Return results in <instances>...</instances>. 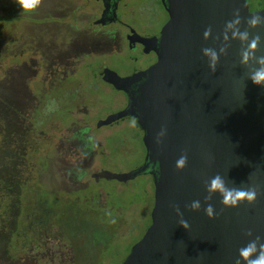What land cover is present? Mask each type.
I'll return each instance as SVG.
<instances>
[{
  "label": "water",
  "instance_id": "water-1",
  "mask_svg": "<svg viewBox=\"0 0 264 264\" xmlns=\"http://www.w3.org/2000/svg\"><path fill=\"white\" fill-rule=\"evenodd\" d=\"M164 2L170 22L161 35L158 64L130 79L108 78L127 93L140 84L130 96L129 108L103 125L136 118L145 133L146 165L122 175L103 171L96 179L126 184L151 166L156 169L151 172V225L124 264H235L240 247L257 235L264 238V88L254 85L247 78L248 69L240 65L239 41H231L215 73L202 48L218 50L220 42L214 38L237 9L243 19L264 15V9L251 13L247 0ZM209 26L213 38L205 41L203 32ZM250 31L261 35L257 55H264V26ZM162 127L167 133L157 145ZM185 151L187 167L178 171L176 160ZM217 173L230 187L258 186L256 203L224 208L220 196L214 195L209 203L218 215L209 219L204 213L205 182ZM193 200H200L199 211L186 207ZM174 206L189 223L188 230L178 224ZM247 230L252 237L245 235Z\"/></svg>",
  "mask_w": 264,
  "mask_h": 264
},
{
  "label": "flooded vegetation",
  "instance_id": "flooded-vegetation-1",
  "mask_svg": "<svg viewBox=\"0 0 264 264\" xmlns=\"http://www.w3.org/2000/svg\"><path fill=\"white\" fill-rule=\"evenodd\" d=\"M0 4H4L0 13L5 14L0 44L3 132L10 136L14 130L27 137L36 135L38 139L50 133L59 135V148L52 157L43 160L42 166L64 171L50 177L54 186L67 193L70 213L79 211L82 203L88 212H104L105 197L96 189L103 180L96 177L104 171L103 159L111 160L105 148L111 138H100L97 133L139 134L142 141L145 136L134 117L103 125L129 108L130 96L140 86L133 85L127 93L116 89L108 78L115 75L130 79L158 64L161 35L170 22L167 3L164 0H43L38 12L31 15L21 14L15 2ZM259 5L258 10L249 6L251 13L262 11L264 0ZM12 17L25 23L23 35H11ZM120 143L114 147H126L124 137ZM143 154L144 163L135 171L146 165V150ZM155 170L151 166L142 175L147 182L145 191L138 196L139 202L145 197L151 199L152 211L155 187L151 172ZM129 184L125 185L129 187ZM38 211L35 237L27 239L25 233L26 236L17 240L21 244L17 248L18 264H96L90 257V252L96 249L97 264L102 263L105 244L97 243L94 234L84 241L90 248L88 252L84 242L77 244L85 237L82 229L70 227L66 232L54 222L55 217L46 206ZM11 242L7 238L3 243V252L7 254L4 264H10L11 252L16 249Z\"/></svg>",
  "mask_w": 264,
  "mask_h": 264
},
{
  "label": "rangeland",
  "instance_id": "rangeland-1",
  "mask_svg": "<svg viewBox=\"0 0 264 264\" xmlns=\"http://www.w3.org/2000/svg\"><path fill=\"white\" fill-rule=\"evenodd\" d=\"M247 1L252 10L259 9L261 0ZM0 2H15V0H0ZM55 2H70V0H55ZM3 6L0 4L1 8ZM4 18V12L0 13L1 45L3 43ZM24 31L25 23L20 22L16 17H12L11 35L21 36ZM2 72L3 70L0 72V86L3 82ZM59 112H64V110H59ZM37 128L41 129L40 127ZM37 131L40 132V130ZM97 134H100V138H111L108 141L109 145L105 147L110 152L111 160L103 159L102 170L116 175L129 174L144 163L143 153L146 149L141 135L138 134L137 136L131 133L122 135L115 132L112 134L106 131ZM6 137L0 118V146H7V151L11 152L15 161H18L17 172L20 178L18 187L15 190L14 185L12 196L6 200V205L8 204L6 214L0 216V264H4V256L7 255L3 252V243L7 238H11V246L16 248L15 251L12 250L11 252L10 264H18L20 252L17 251V248H21V244L17 240L26 236L25 233L27 239L35 237L34 226L40 217L38 209L42 206H46L48 212L55 217L54 222L61 229L69 232L70 227H72L74 230L82 229L85 232V237H82L77 244H82L85 240L87 242V238L91 237L92 234H94L97 243H104L105 251L103 261L100 264H123L151 225V199L145 197L142 198L141 202L138 200V196L142 194L143 190L145 191L146 177L141 176L134 182H130L129 187L119 182L103 180L96 185V189L103 193L105 200L102 201L107 203V209L104 212L92 213L88 212L87 207H84L85 204L82 203L79 207L81 209L72 214L70 213L68 197H65L67 193L54 186L55 184L52 183L50 177L64 174V171L58 172L56 168L42 166L43 160L52 157L55 150L59 148V135L50 133L47 134L46 138L38 139L36 135L27 137L22 132L16 133L12 130L7 143H2ZM123 137L126 147L123 146L122 148L118 145L114 147V144H119ZM20 156L24 160L19 159ZM0 159L3 165H7V160L3 156ZM60 168L58 169L60 170ZM1 207L0 210H3ZM108 208L112 210L110 211ZM3 212L0 211V215ZM86 242H84L83 247H86L87 251L90 252ZM97 255L98 249L90 252V257L95 260L96 264L99 260Z\"/></svg>",
  "mask_w": 264,
  "mask_h": 264
},
{
  "label": "clouds",
  "instance_id": "clouds-1",
  "mask_svg": "<svg viewBox=\"0 0 264 264\" xmlns=\"http://www.w3.org/2000/svg\"><path fill=\"white\" fill-rule=\"evenodd\" d=\"M15 3L20 7L21 14L31 15L40 9L43 0H15ZM244 24L245 27H241ZM264 26V15L250 14L248 18L243 19L240 15V10L237 9L233 13V18L225 22L222 33L214 39L219 41V47H204L202 54L208 60V67L212 73L217 70L220 57L226 55L228 48L231 46V41H239L240 48V65L247 68V78L251 80L254 85L264 88V55H257L260 51L262 38L259 33L253 34L250 30L257 29ZM205 41L212 37V28L209 26L203 32ZM133 126L135 120H133ZM166 127H162L160 132L157 133L155 143L160 145L163 137L166 135ZM188 154L183 152L176 160L175 168L182 171L187 167ZM206 195L204 197V213L209 219H215L217 213L209 201L212 200L214 195H219L220 203L224 208H237L241 204L247 203L253 205L256 203L259 195L258 186H232L230 187L226 179L217 173L205 182ZM186 207L191 211H199L202 207L200 200H193ZM176 214L180 219L178 224L185 230L190 228L187 220L183 219V213L180 211L179 206H174ZM246 236L252 237L251 230H247ZM264 264V238L257 235L238 249V258L235 264Z\"/></svg>",
  "mask_w": 264,
  "mask_h": 264
},
{
  "label": "trees",
  "instance_id": "trees-1",
  "mask_svg": "<svg viewBox=\"0 0 264 264\" xmlns=\"http://www.w3.org/2000/svg\"><path fill=\"white\" fill-rule=\"evenodd\" d=\"M5 139L6 140H3L2 143L5 142L6 144L7 140L9 139L8 135ZM7 149L8 148L5 145L0 146V158H2L3 156V158L7 160V165H3L0 159V207L2 206L1 208L3 209L0 211H4L3 213H1L0 216H2L4 213L6 214V211L8 208V204L6 205L7 203L6 200L9 198V196H12L11 193H13L12 191H14V185H15V190H16V188L19 185V180H20L19 173L17 172L18 161L17 160L15 161L14 156H12L11 152H8ZM2 152L3 154L1 155ZM19 159L24 160L22 159V156H20ZM17 178L18 180H16Z\"/></svg>",
  "mask_w": 264,
  "mask_h": 264
}]
</instances>
